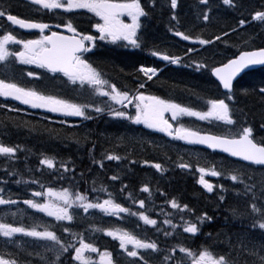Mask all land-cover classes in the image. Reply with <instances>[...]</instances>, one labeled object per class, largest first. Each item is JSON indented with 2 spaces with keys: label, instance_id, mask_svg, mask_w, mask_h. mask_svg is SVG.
Wrapping results in <instances>:
<instances>
[{
  "label": "snow or ice",
  "instance_id": "snow-or-ice-1",
  "mask_svg": "<svg viewBox=\"0 0 264 264\" xmlns=\"http://www.w3.org/2000/svg\"><path fill=\"white\" fill-rule=\"evenodd\" d=\"M222 3L229 8L237 9L240 7L238 0H222ZM34 11L62 10L63 13L70 14L69 18L63 19L61 23L54 25L59 29L63 27L70 35L62 34L58 31H51L48 23L20 18L11 13L8 8L0 7V18H6L12 25H17L21 29L39 31L36 39H19L12 31L4 30L0 34V98L4 100H13L25 105L30 109L43 110L45 113L57 114L65 119L61 124L67 123L68 117H78L82 120H91L93 116L91 111L101 113L105 111L98 103L92 100L86 102H76L72 99L62 97L55 92L48 91L49 87H55V81L60 76L66 78V83L79 86L84 90L88 86L92 94L101 97H107L114 104L120 105L119 109H113L108 105V114L113 118H120L129 121L133 125H143L145 129L152 132L163 133L173 141H182L188 145H203L213 151L219 150L226 153L228 157L236 158L235 161L225 159L219 167L215 162L208 166H201L197 157L196 171L200 173L198 183L203 188L212 193L214 185L205 179V176L224 177L233 182L231 190L237 195L242 196L248 201L247 208L241 210L238 207L228 209L234 220L249 219V227L253 230H259L260 235L264 237V138L257 139L254 129L251 125L245 124L237 129L234 118L235 110L239 108L237 93L234 90V80L245 69L250 66L264 65V47L255 50H239L238 55L229 58L226 63L219 66H209V57L202 60L184 63L179 55L169 54L159 49L151 51L153 57H159L171 65H181L191 67L194 64L195 71L207 70L219 82L224 90L222 98H207L197 95L198 100H203L206 110H200L192 106L176 102L174 99L165 98L155 94H145L144 89L147 81H153L158 77L161 71L158 67L141 65L138 68L140 76L136 77L137 84L135 90H129L127 86L121 88L115 83L105 78L104 74L93 66L86 58L84 53L90 51V44L95 40H110L126 42L125 46L133 48L141 47L139 30L142 28L141 18H147L151 12L149 8H155L156 0H30ZM178 0H170V8L173 10L171 21L174 25L169 27V31L183 41H190L201 47L214 45L216 41L227 44L228 41L222 40L228 32L214 35L206 38L200 33L201 28L196 34L185 28L181 30L180 21L175 13ZM198 5L204 8L196 13V19L201 18L205 22L210 21L209 13L212 10L211 0H198ZM79 10H83L80 12ZM91 13L98 20L91 24V27L99 33V36L86 34L78 31L74 25L71 16ZM127 18V22L124 18ZM252 21H258L264 25V10H257L251 14ZM248 21L244 18L239 19L238 25L242 28ZM196 26L193 25V28ZM49 30L50 34H46ZM236 32V28L231 29ZM247 45L248 41L244 40ZM10 45L19 46L15 50ZM207 51V49H205ZM199 51L194 47H189L185 55ZM15 64L34 65L36 69H42L43 72L35 70H20L21 78L24 76L31 78L29 82L21 83L20 79L15 78ZM11 73V75H10ZM45 73L52 74L47 77L48 83H44ZM33 82H40L37 87ZM76 91V88L72 89ZM255 93L264 101V84L254 87L250 91L242 89L244 96ZM227 101V102H226ZM129 105L134 108V112L128 109ZM0 109H6L7 112L0 117V135L7 136L9 127L15 129H27L29 133L47 132L50 137L58 138L60 132L51 129L47 125L41 128L39 121L13 119L7 115L8 112L21 113L22 109L10 106L7 103H0ZM243 111V109H239ZM167 114V115H166ZM171 121L175 122V126ZM183 117H194L196 120L205 122H218L227 126V130L220 133L203 131L199 128L189 126L182 121ZM47 120L48 117H42ZM264 129V123L260 124ZM77 145L86 142L88 137L82 138L78 135L71 137ZM120 143L116 147L127 148L129 140L138 144H152L148 140H136L118 137ZM159 147V146H157ZM31 149L25 148L19 143H6L0 139V166L3 167L6 176L19 177L16 184H39L41 191H31V198H12L11 195H5V189L0 187V264H65V257L69 258L75 264H122V259H114L113 252L106 248L101 251L95 242L85 238L82 232L74 231L69 225L77 221L80 216L78 211L70 209H82L83 213L88 214L90 210H99L104 216H115L121 218L120 214L125 213L129 216H136L143 221L145 225L156 227L157 232L162 231L165 238L176 236V229L182 228L183 233L195 237L198 233L205 235L210 243L201 244L198 248L177 242L170 248H161L158 240L139 238L132 232L121 227H102L95 224L90 225L92 232L102 233L104 236L111 237L113 241H118V247L123 256L128 258L123 264H264V239L259 241L251 240L247 235L237 234L233 240L230 235L223 232L202 233L200 226L213 220L208 213L195 215L193 219H186L185 212L194 214L193 210L187 204L179 203L172 198L166 203L180 215V224H174L168 217L172 213H165L163 224L168 225L172 231L162 229L157 226V220L152 219L149 212L151 207H146V200H136L129 192V198L133 203L139 205L143 211H133L130 207L123 206L113 198L111 192H107L105 186L99 189L92 188V192H107L108 198L100 200L95 197L90 200L85 192L73 191L69 187L56 189L51 186H45L36 178L24 180L23 175L16 169L15 161L19 160L18 153L27 154ZM91 155V149H89ZM167 155V153H165ZM39 165L52 170L53 173H73L71 176L59 174L54 178L59 180H75V169L70 167L71 162L60 160L57 162L55 155H47L43 152L39 154ZM103 159L108 161L127 160L128 155L121 156L115 151H107L103 154ZM181 161L177 166L181 169H188L191 164L183 162V157L179 156ZM93 163L99 164L104 168L102 160H96L93 157ZM131 163H136L132 160ZM144 164H149L157 172H164L166 169L162 163H152L145 159ZM36 171H41L37 168ZM259 172L260 179L254 180L255 174ZM82 175V174H81ZM112 181H117L120 177L113 174L109 177ZM6 184L7 180L0 181ZM95 184V180H93ZM221 193L219 200L225 199L223 193L228 190L223 184L218 185ZM127 185H122L120 191L123 192ZM142 192L148 193L149 198L152 193L147 184L141 188ZM163 195V193H161ZM26 205L27 209H32L34 213H42L45 217H51L56 223L44 221L34 214L27 213L25 208L20 205ZM163 211V210H161ZM27 216L28 222H25ZM82 219V218H81ZM68 222L67 225L61 222ZM67 236L58 234L57 227ZM130 246V247H129ZM95 253L98 260L91 254ZM119 256V254H117Z\"/></svg>",
  "mask_w": 264,
  "mask_h": 264
},
{
  "label": "trees",
  "instance_id": "trees-1",
  "mask_svg": "<svg viewBox=\"0 0 264 264\" xmlns=\"http://www.w3.org/2000/svg\"><path fill=\"white\" fill-rule=\"evenodd\" d=\"M146 2L147 0H142V3ZM211 3L210 21L205 22L202 18L200 20L196 19L197 11L204 8L203 5H198V0H178L177 8L174 11L180 21L179 27L181 30L189 29L193 35L203 28L204 30L200 34L206 38L228 32L227 36L222 37V40L228 41L227 44L216 41L214 45L201 47L198 44L183 41L179 37L174 36L168 30L171 25L176 23L170 19L173 12L170 8V0H156L154 9H146L151 12L150 16L142 18V28L138 33L141 40L140 48L125 46L123 42L113 44L110 40L97 39L85 58L100 70L110 82L121 88L127 86L129 90H135L136 77L140 76L141 80L146 79L137 71L141 65L158 67L159 69L165 66L158 74L159 79L154 77L153 81H147L146 87L140 89V91H144L145 94L171 98L176 102L206 110L203 100H198L196 94L207 98L223 97L219 85L211 78L210 71H195L194 64L191 67H185L183 64H167L166 61L159 59V57H153L151 51L159 49L169 54L179 55L183 58L184 63L202 60L207 56L210 58L208 62L211 67L226 63L229 58L236 56L239 50H253L264 47V25L258 21L251 20L252 13L257 10H264V0H238L240 7L237 9L229 8L222 3V0H211ZM9 6L12 14L20 18L48 23L52 26V29H55V24L61 23L63 19L69 18L70 15L60 11H34L33 8L37 6H31L25 0H0V7L8 8ZM241 18L248 21L242 28L238 25V21ZM71 19L78 31L95 35L91 27V24L97 21L94 16L85 13L78 16L73 15ZM193 25L196 27L193 28ZM232 28H236L237 31L232 32ZM5 29L12 31L19 39H34L36 36L35 34L23 33L12 27L6 21V18H0V34ZM96 36L98 37L99 35ZM244 40L248 41L247 45L243 44ZM10 47L15 50L19 46L10 45ZM189 47L196 48L200 55H197L196 52L185 55ZM21 69L25 72L28 70L44 71L36 69L34 65L15 64V78L20 79L21 83L31 80V78L26 76L21 78ZM51 75L50 73H45L46 79L44 83H48L47 77ZM33 83L37 87L41 86L40 82ZM261 84H264V68L246 73L234 86V90L237 93L236 98L239 101V108L235 110L234 115L237 122L236 127L238 129L245 124L251 125L257 139L264 138V129L260 128V124L264 123V101L255 93L244 96L241 94V90L247 89L250 91ZM73 88L77 90L73 91ZM47 90L76 102L93 101L92 90L88 86L84 90H80L79 86L67 84L66 78L62 76L55 81L54 88L49 87ZM0 103H7L10 106L22 109L19 114L14 112L7 113L13 119L19 120L22 117L24 120L39 121L41 128L47 125L51 129L60 132V136L56 138L50 137L47 132L29 133L27 129L9 127L7 136L0 135V139H3L6 143H19L25 148L31 149L27 154L18 153L20 158L15 161L16 169L23 175L24 180L36 178L45 186H51L56 189L69 187L73 191L85 192L90 200L95 198L91 193L92 188L102 185L118 193L122 185H127L132 191H138V193L149 197L148 193L141 191V188L145 185L143 182L146 181L152 195L160 201V204L162 203L167 208V211L174 213V220H179L181 214L166 203L172 198H175L181 204H187L193 210L194 214L188 212L183 214L186 219L189 217L195 218V215L205 212L213 217L211 222L200 226L202 233L215 234L223 232L230 235L233 240L236 239L237 234L245 235V229L250 225V218L234 220L228 211L233 206L243 211L248 205V201L244 197L237 196L229 187L233 182L223 176L216 180L228 187V192L223 194L225 199L222 202L219 200L221 192L216 191V189L212 193L206 192L203 186L198 183L200 176L196 171L197 157H201L199 160L201 166H208V161H211L215 162L218 167L226 158L211 155L198 148L194 149L195 152H192L181 143L178 147L179 151H177V147L169 149V147L158 142V137L147 134L137 125H133L127 120L110 116L107 109L111 103L102 102V108L105 111L101 113L89 110L93 116L91 120H82L78 117L67 118V123L65 124L60 123L61 120L65 119L64 117H56L40 110H32L13 100L0 98ZM111 107L115 108L112 105ZM130 107L132 106L130 105ZM239 109H243V111ZM6 112V109H0V117H3ZM44 116H47L48 119L43 120L42 117ZM184 122H187V120H184ZM195 127L206 131L207 128H212L213 130L215 128V126L207 127L203 121L198 120H195ZM0 131H3V129H0ZM75 135L81 138L86 135L88 140L77 145L71 138ZM120 136L126 138L134 137L136 140L143 139L153 143L151 145L147 143L138 144L129 140L127 148L123 146L116 147L120 143L118 140ZM89 149H91V155L89 154ZM107 151H115L121 156L128 155V159L121 161L104 160L103 154ZM41 152L47 155H55L57 162L61 159L70 161V167L75 169V180L69 182L68 180L54 178V175L71 176L73 173H63V169H60L59 173H53L52 170L40 166L39 154ZM179 156L183 157V162L191 164V167L188 169L179 168L177 166L181 162L178 159ZM93 157L96 160H102L104 168H101L99 164H94ZM145 159L152 163H162L166 169V171L161 172L164 177L155 176L157 171L149 164H144L143 160ZM132 160H135L136 163H131ZM37 168H40L41 171H36ZM193 172H196L194 173V181L191 176H188L189 174L193 175ZM118 173L124 176H119L120 179L117 181L109 179L110 176L113 174L118 175ZM149 173H151L150 177L148 176ZM18 178L17 176H6L3 167L0 166V181L7 180L3 187L4 189L12 190L9 193L12 198L21 199L22 196L29 194L33 187L35 190L41 189L39 184L25 185L21 183L18 185L14 183L13 181ZM259 179L260 174L257 172L254 180L258 181ZM93 180H95V184H93ZM122 194H124V191ZM164 218L165 216L162 215L161 221ZM182 235L185 236L186 245L193 249L198 248L201 244L210 243L205 235L200 233L195 237L187 233H182ZM261 239H264V237L260 235L258 229L255 230V240L259 241Z\"/></svg>",
  "mask_w": 264,
  "mask_h": 264
},
{
  "label": "flooded vegetation",
  "instance_id": "flooded-vegetation-1",
  "mask_svg": "<svg viewBox=\"0 0 264 264\" xmlns=\"http://www.w3.org/2000/svg\"><path fill=\"white\" fill-rule=\"evenodd\" d=\"M118 176H124L123 174L121 173H118ZM125 176L127 177V175L125 174ZM128 180L129 177H127ZM113 192H115V190H113ZM132 193V190L131 188L128 186L125 190H124V194H129ZM138 192V191H136ZM118 193V192H117ZM119 194H122L121 191H119ZM123 222L121 221L120 224H118V227H121V224ZM137 223V222H136ZM92 224H95L97 226H102V227H112V222L110 223V221H100V220H97V221H94V220H91V221H88V224L85 225L86 229H84L83 227L81 228L80 232H82L87 239H90L92 240L93 242H95L97 244V246L101 249V251H103L105 248L111 252H113L114 254V259H122V264L124 261H126L128 258L124 257L123 256V253L121 252V250L119 249L118 247V241H113L111 239V237H107V236H104L102 233H99V232H92L91 230V227L90 225ZM136 226V225H135ZM137 226H141V223H138ZM128 231L132 232V229L130 227H128L126 225ZM160 227H164L163 225H161ZM176 232L178 234V240H177V237L176 236H173V237H168V238H165V236L162 234V235H159V234H156L153 239L154 240H159L160 242H164V241H170L171 243H177V242H180V243H184V244H187L186 243V240H184L185 236L184 235H181L180 233H183V231H181L179 228L176 229ZM119 254V256L117 255ZM92 257L94 259H97L98 260V256H96L95 253L91 254ZM65 264H75V262H71L69 260V258L65 257Z\"/></svg>",
  "mask_w": 264,
  "mask_h": 264
},
{
  "label": "rangeland",
  "instance_id": "rangeland-1",
  "mask_svg": "<svg viewBox=\"0 0 264 264\" xmlns=\"http://www.w3.org/2000/svg\"><path fill=\"white\" fill-rule=\"evenodd\" d=\"M18 103H19V102H18ZM112 104L115 105V106H118V108L121 107L120 105L114 104L113 102H112ZM24 106H25V105H24ZM42 111H43V110H42ZM54 115L59 116V115H57V114H54ZM70 118H73V117H70ZM9 193H10V191L5 189V193H4V194L7 196V195H9ZM106 194H107V193H106ZM25 198H31V195H26ZM22 205H23V204H21L20 207H22ZM0 207H2V206H0ZM25 209L27 210V213H28V210H29V209H27V207H25ZM29 213L32 214V213H34V212H33L32 209H30ZM35 214H40V213H35ZM99 215H100V218H102L103 214L101 213V214H99ZM123 215H124V213H121V214H120V217H121V218H117V217H115V216H112V217L104 216V217H105V219H107V221H111V222H112V227H118V224H120L121 221L124 220V217H122ZM256 239H257V238H256ZM256 241H257V240H256ZM129 247H130V246H129Z\"/></svg>",
  "mask_w": 264,
  "mask_h": 264
},
{
  "label": "water",
  "instance_id": "water-1",
  "mask_svg": "<svg viewBox=\"0 0 264 264\" xmlns=\"http://www.w3.org/2000/svg\"><path fill=\"white\" fill-rule=\"evenodd\" d=\"M11 23V22H10ZM13 26H15V27H17V28H19V26H17V25H13ZM19 29H21V28H19ZM22 31H24V32H26V33H30V32H38L39 33V31L38 30H36V29H31V30H26V29H21ZM47 31V30H46ZM65 35H70V34H65ZM262 67H264V65H255V66H250L249 68H247V69H245L244 70V72H242L235 80H234V82L233 83H235L244 73H246V72H248V71H251V70H256V69H258V68H262ZM213 77V79L219 84V82L216 80V78L214 77V76H212ZM221 88H222V86H221ZM222 90H223V92H225L226 90H224L223 88H222ZM197 146H201V147H205V146H203V145H197ZM206 148V147H205ZM208 149V148H207ZM209 150H211V149H209ZM211 151H213V150H211ZM214 152H220L219 150H215ZM220 153H222V152H220ZM222 154H225V155H227L226 153H222ZM236 159V158H235Z\"/></svg>",
  "mask_w": 264,
  "mask_h": 264
},
{
  "label": "bare ground",
  "instance_id": "bare-ground-1",
  "mask_svg": "<svg viewBox=\"0 0 264 264\" xmlns=\"http://www.w3.org/2000/svg\"><path fill=\"white\" fill-rule=\"evenodd\" d=\"M193 29V28H192Z\"/></svg>",
  "mask_w": 264,
  "mask_h": 264
}]
</instances>
